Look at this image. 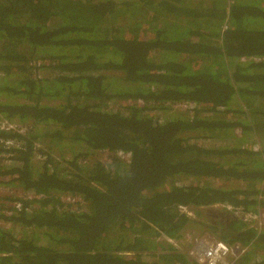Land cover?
Segmentation results:
<instances>
[{
    "label": "trees",
    "instance_id": "trees-1",
    "mask_svg": "<svg viewBox=\"0 0 264 264\" xmlns=\"http://www.w3.org/2000/svg\"><path fill=\"white\" fill-rule=\"evenodd\" d=\"M2 120L0 184L33 196L0 199V264H192L179 205H264V0H0ZM212 217L264 264V228Z\"/></svg>",
    "mask_w": 264,
    "mask_h": 264
},
{
    "label": "built area",
    "instance_id": "built-area-1",
    "mask_svg": "<svg viewBox=\"0 0 264 264\" xmlns=\"http://www.w3.org/2000/svg\"><path fill=\"white\" fill-rule=\"evenodd\" d=\"M229 18L230 16L227 17V22ZM184 104L188 108L193 107V105H191L189 102L176 103L175 105H177L180 108H176L175 105L173 107H175L178 110L183 109ZM188 105H190V107ZM159 113H165V112H158L156 113V115H159ZM0 123H1L0 129L12 130V131H17V132L24 131L23 129L24 126L21 123H18L15 121H8V120H2L0 121ZM7 143H9L11 146H14V144H16V141L10 140ZM116 153L126 155L125 151H122V150H119ZM9 155L10 154H6V157H9ZM126 158H127V164H128L130 161L131 155L127 153ZM4 162H6V164L8 165L15 164V162H13L12 160L8 158ZM16 206L20 207V204L17 203ZM228 208L231 209L232 207L228 206ZM179 209L183 211V213L189 217L194 215V212L192 210L193 208L190 205H179ZM233 210L235 213L239 212V209H233ZM252 218L256 220V222H254V225L256 227L258 228L262 227L264 222L261 216L259 218H257L256 216L248 217L249 220ZM182 241L184 242V246H186L187 248L188 254L192 258H194V260L198 264H233L236 260L239 259L238 258L239 256L245 254V252L248 250L247 246H244L239 242L227 243L221 239H216L206 234H201L195 229H191L189 230L188 233L184 234ZM175 244L180 245V242L175 241Z\"/></svg>",
    "mask_w": 264,
    "mask_h": 264
},
{
    "label": "rangeland",
    "instance_id": "rangeland-1",
    "mask_svg": "<svg viewBox=\"0 0 264 264\" xmlns=\"http://www.w3.org/2000/svg\"><path fill=\"white\" fill-rule=\"evenodd\" d=\"M189 107H190V105H188ZM175 107L176 108H180V107H178L177 105H175ZM186 108H188L185 104H184V106H183V109H186ZM166 114H168V112L167 113H159V115L160 116H164V115H166ZM203 141H205V142H202L203 143V145H206V146H208V145H211L212 144V142H208V141H206V140H203ZM242 141H247V139H244V140H242ZM251 144H254V147H256V146H258V147H260V141L259 140H255V141H252L251 142ZM251 146V145H250ZM251 147H253V146H251ZM127 155V154H126ZM126 155H124V154H115V153H112V152H109V151H98L97 152V154L96 155H93V158L94 157H97L99 160H101L102 162H104L105 164H107L108 166H110V164L113 162V159L114 158H116V159H118L119 160V158L124 162V165H125V163H127V158H126ZM111 156H113V157H111ZM93 158H89V160H93ZM122 162V163H123ZM191 180H189L188 182H190ZM230 183H233V181L232 180H230L229 181ZM241 183H243V181H236V184L237 185H241ZM245 184V183H244ZM243 184V185H244ZM242 185V186H243ZM14 194H16V195H29V196H33V194L32 193H24L21 189H18V188H13V187H11L10 185H7V184H5V185H3V184H0V199H1V202H4V204H11V202L9 201V197L10 196H12V195H14ZM36 196V195H35ZM63 199H70L69 201L73 204V207L74 208H81V209H83L84 208V206H85V202H84V200L81 198V197H71V196H69V197H63ZM1 204V203H0ZM212 207H213V209L214 210H220V208L217 206V205H215V204H213L212 205ZM209 208H208V206H206V207H202V208H200V209H192L193 210V212H194V215L193 216H191V217H189L190 219H189V221H187V226H188V224H191V225H193V226H195V228H196V230H198V231H202V232H205V228H206V226H203V228H202V230L199 228L200 226H201V224H204L205 222L207 223V224H209L210 222L209 221H206V214H203V215H201V212H203V211H205V212H210V210H208ZM177 211L179 212V213H181V214H184L183 213V211H181L180 209H179V207H178V209H177ZM196 217H199L201 220H202V222L201 223H198V222H196L197 220H196ZM262 219L264 220V210L262 211ZM245 221V220H244ZM245 222H248L249 223V221L248 220H246ZM2 223V222H1ZM206 224V225H207ZM208 226V225H207ZM209 227V226H208ZM261 228H264V225H262V227H260L259 229H261ZM18 229L19 228H17L16 229V231H18ZM213 234H215V233H213ZM213 238H216V239H219L218 238V236L217 235H214V236H212ZM227 241V240H226ZM239 243H241V242H239ZM242 245H244L245 246V244L244 243H241ZM248 249V248H247ZM249 250H251L250 248L247 250V252L245 253V254H243V255H247L248 253H249ZM242 256V255H241ZM241 256H239L238 258L240 259L241 258ZM261 257H264V251L262 250V251H258L256 254H255V256H254V260H257V259H260Z\"/></svg>",
    "mask_w": 264,
    "mask_h": 264
},
{
    "label": "clouds",
    "instance_id": "clouds-1",
    "mask_svg": "<svg viewBox=\"0 0 264 264\" xmlns=\"http://www.w3.org/2000/svg\"><path fill=\"white\" fill-rule=\"evenodd\" d=\"M227 25V26H226ZM225 26V27H224ZM223 29L225 30V29H227L228 28V22H225L224 24H223ZM174 109H176L175 107H173ZM168 113H170V112H168ZM156 114V113H155ZM104 151V150H103ZM116 152L117 151H114V152H112V153H115L116 154ZM129 153V152H128ZM130 154V153H129ZM131 155V154H130ZM93 156V155H92ZM101 161V160H100ZM101 163H102V161H101ZM124 163V162H123ZM104 165H106L107 167H109L107 164H105V163H103ZM126 165H128L127 163H125ZM260 189H262L263 188V185H260V187H259ZM215 205H217L219 208H220V210L224 213V214H229V215H234V216H238L239 218H241V219H243V220H248L249 221V223H251V224H253L254 225V222H256V220L255 219H248V217H257V218H259L260 216L262 217V211L264 210V205H262V206H258V204L256 205V210H254V211H250V212H244L242 209H240V208H235L233 205H231V204H228V203H221V202H217V203H214ZM213 205V204H212ZM212 205H210V206H208V208H213L212 207ZM20 206H21V204H20ZM191 206V205H190ZM228 206H231L232 208L230 209V208H228ZM17 207V206H16ZM193 209H197V208H194L193 206H191ZM17 208H19V207H17ZM233 209H239V212L238 213H235L234 212V210ZM215 211V210H214ZM210 215V214H209ZM212 216H214L215 217V213H212ZM189 217V216H188ZM196 222H198V223H200L199 222V217H196ZM263 220V219H262ZM206 221H209L210 222V217L208 216V217H206ZM263 222H264V220H263ZM207 223L205 222L204 224H203V226H206V228H205V232H202V231H198V230H196V228H195V226H193V225H191V224H188V226L186 227V229L182 232V234H181V236H178V237H169V236H166V235H164L162 238H163V240H164V243H171L176 249H175V252L176 253H184L191 261V263L192 264H198L195 260H194V258H192L189 254H188V251H187V248H186V246H184V242L182 241V239H183V236H184V234H186V233H188L189 232V230H191V229H195L196 231H198V232H200L201 234H206V235H208V236H210V237H212V236H214L215 234H213L212 233V231L209 229V224H207ZM264 225V224H263ZM255 226V225H254ZM201 230H202V227L200 226L199 227ZM258 228V227H257ZM262 229V228H261ZM218 238L219 239H221V240H223V241H225V242H227V243H234V242H228V241H226V240H224V239H222V238H220L219 236H218ZM175 241H178V242H180V245H176L175 244ZM245 246H247L246 244H245ZM248 247V246H247ZM248 249H249V247H248ZM247 252V251H246ZM245 252V253H246ZM243 256V255H242Z\"/></svg>",
    "mask_w": 264,
    "mask_h": 264
},
{
    "label": "flooded vegetation",
    "instance_id": "flooded-vegetation-1",
    "mask_svg": "<svg viewBox=\"0 0 264 264\" xmlns=\"http://www.w3.org/2000/svg\"><path fill=\"white\" fill-rule=\"evenodd\" d=\"M208 210H210V212H205V211H203V212H201V215H203V214H206L205 216L206 217H210V222L211 221H213V217H212V213H215V211H214V209L213 208H209ZM210 214V215H209ZM199 222L201 223L202 222V220L199 218Z\"/></svg>",
    "mask_w": 264,
    "mask_h": 264
},
{
    "label": "bare ground",
    "instance_id": "bare-ground-1",
    "mask_svg": "<svg viewBox=\"0 0 264 264\" xmlns=\"http://www.w3.org/2000/svg\"><path fill=\"white\" fill-rule=\"evenodd\" d=\"M215 211H220V212H222V211H221V210H219V209H218V210H215ZM263 251H264V250H263Z\"/></svg>",
    "mask_w": 264,
    "mask_h": 264
},
{
    "label": "water",
    "instance_id": "water-1",
    "mask_svg": "<svg viewBox=\"0 0 264 264\" xmlns=\"http://www.w3.org/2000/svg\"><path fill=\"white\" fill-rule=\"evenodd\" d=\"M126 154H127V152H125ZM102 163H104V162H102Z\"/></svg>",
    "mask_w": 264,
    "mask_h": 264
}]
</instances>
